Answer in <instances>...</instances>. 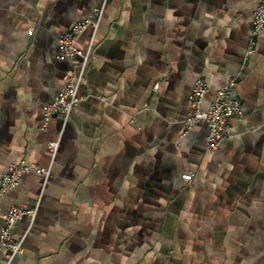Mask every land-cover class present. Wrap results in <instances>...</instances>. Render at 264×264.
I'll return each mask as SVG.
<instances>
[{"label": "crops", "instance_id": "crops-1", "mask_svg": "<svg viewBox=\"0 0 264 264\" xmlns=\"http://www.w3.org/2000/svg\"><path fill=\"white\" fill-rule=\"evenodd\" d=\"M259 2L0 0V177L22 160L45 170L2 197L38 209L10 264H264V31L247 57ZM100 6L83 99L42 128L73 68L58 36ZM199 78L204 109L239 80L242 111L216 150L206 122L185 126Z\"/></svg>", "mask_w": 264, "mask_h": 264}, {"label": "built area", "instance_id": "built-area-1", "mask_svg": "<svg viewBox=\"0 0 264 264\" xmlns=\"http://www.w3.org/2000/svg\"><path fill=\"white\" fill-rule=\"evenodd\" d=\"M102 16L103 7H95L87 17L75 21L69 30L62 32L58 36V58L70 60L73 68L67 74L63 88L43 104L42 128H46L56 114H60L67 120L83 99L80 88L86 82L89 60ZM87 29L91 31L88 46L87 48H81L77 44L78 38ZM263 31L264 0H260L253 12L247 57L255 52L256 38ZM32 32L33 30L29 31L30 34ZM238 84V78H232L227 81L216 90L214 101L208 108L204 109L202 108V100L205 94L210 91V86L204 78H199L194 83L189 96L192 112L185 119V126L189 129L200 121L206 122L209 129L207 145L210 150L218 149L232 135L230 118L240 114L242 111ZM49 146L51 153L55 156L59 141L53 140L49 143ZM32 170L45 172L37 164L22 160L10 163L7 170L0 177V217L3 219V225L0 229V252L5 254V258L2 262L0 261V264H10L13 258L21 252L25 235L21 238H16L14 230L23 218H28L33 223L38 210L37 207L20 204H11L6 210H3L2 197L7 191L18 186L23 176ZM193 176L194 174L192 173L184 175L188 180H191Z\"/></svg>", "mask_w": 264, "mask_h": 264}]
</instances>
